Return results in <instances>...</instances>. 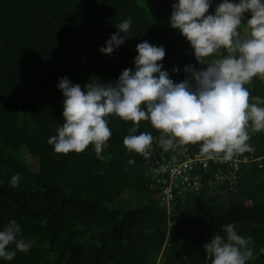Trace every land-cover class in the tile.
Here are the masks:
<instances>
[{
    "label": "trees",
    "instance_id": "trees-1",
    "mask_svg": "<svg viewBox=\"0 0 264 264\" xmlns=\"http://www.w3.org/2000/svg\"><path fill=\"white\" fill-rule=\"evenodd\" d=\"M175 2L0 0V230L15 220L19 238L32 243L28 251L11 246L15 258L0 264H205L204 245L227 224L252 240L255 258L246 264H264V131L250 129L255 151L230 161L208 159L199 144L164 152L160 134L142 121L138 132L156 138L145 160L124 147L132 124L116 116L103 159L94 145L65 155L47 143L63 123L62 77L82 90L89 81L115 83L135 70L144 41L164 48L158 63L175 83L186 78L185 66L204 67L170 27ZM129 18V37L103 54ZM246 87L264 98V77Z\"/></svg>",
    "mask_w": 264,
    "mask_h": 264
},
{
    "label": "clouds",
    "instance_id": "clouds-1",
    "mask_svg": "<svg viewBox=\"0 0 264 264\" xmlns=\"http://www.w3.org/2000/svg\"><path fill=\"white\" fill-rule=\"evenodd\" d=\"M212 0H176L170 27L179 30L193 50L197 67L187 65L186 78L175 83L163 65L162 46L144 41L136 45L135 70H123L115 83L89 81L81 89L67 77L57 85L64 97L63 123L47 143L58 154L81 153L94 145L98 158L111 138L109 117L131 122L123 145L148 160L156 138L138 132L146 121L160 135L156 142L164 152L178 145L199 144L208 159L222 154L225 161L254 152L248 143L253 132L264 131V98L252 96L253 78L264 77V0H222L208 14ZM248 14V17H245ZM117 31L100 51L110 55L129 36L131 19L119 23ZM178 73V68H173ZM129 164L134 160H129ZM167 170L161 166L160 172ZM19 175L11 179L19 183ZM204 245L205 264H246L253 260L254 246L233 224L223 226ZM21 226L10 220L0 230V258L11 261L16 250L28 251L32 243L19 238Z\"/></svg>",
    "mask_w": 264,
    "mask_h": 264
},
{
    "label": "built area",
    "instance_id": "built-area-1",
    "mask_svg": "<svg viewBox=\"0 0 264 264\" xmlns=\"http://www.w3.org/2000/svg\"><path fill=\"white\" fill-rule=\"evenodd\" d=\"M244 160H246V159H244ZM174 171H179V170H178V168H176V167H172V168H171V172H174ZM164 192H165L166 203H168V202H169L168 199L171 198V197H170V196H171L170 191H169V190H165Z\"/></svg>",
    "mask_w": 264,
    "mask_h": 264
},
{
    "label": "rangeland",
    "instance_id": "rangeland-1",
    "mask_svg": "<svg viewBox=\"0 0 264 264\" xmlns=\"http://www.w3.org/2000/svg\"><path fill=\"white\" fill-rule=\"evenodd\" d=\"M220 2H222V0H212V5H211V7H210V9H209L210 14H211V10H212V8H213L214 6H217V4H219ZM233 2H238V0H233ZM212 13H214L213 10H212ZM245 17L247 18L248 16L246 15ZM202 66H203V65H202Z\"/></svg>",
    "mask_w": 264,
    "mask_h": 264
}]
</instances>
